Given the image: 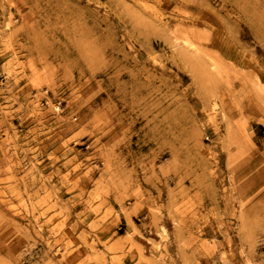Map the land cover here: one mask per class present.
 <instances>
[{
    "label": "rangeland",
    "instance_id": "rangeland-1",
    "mask_svg": "<svg viewBox=\"0 0 264 264\" xmlns=\"http://www.w3.org/2000/svg\"><path fill=\"white\" fill-rule=\"evenodd\" d=\"M0 264H264V0H0Z\"/></svg>",
    "mask_w": 264,
    "mask_h": 264
}]
</instances>
